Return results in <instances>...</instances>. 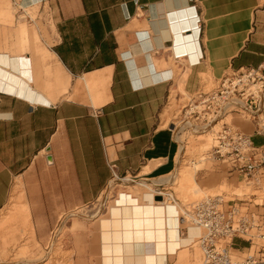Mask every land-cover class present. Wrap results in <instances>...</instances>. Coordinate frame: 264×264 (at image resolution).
Segmentation results:
<instances>
[{
    "label": "crops",
    "instance_id": "1",
    "mask_svg": "<svg viewBox=\"0 0 264 264\" xmlns=\"http://www.w3.org/2000/svg\"><path fill=\"white\" fill-rule=\"evenodd\" d=\"M11 1L31 18L38 8L53 41L33 42L23 23L14 36L25 54L0 45V211L24 189L46 250L31 264H188L200 230L150 189L80 212L92 213L115 179L169 184L180 152L165 125L170 96L264 65V0ZM256 239L233 248L258 253Z\"/></svg>",
    "mask_w": 264,
    "mask_h": 264
},
{
    "label": "rangeland",
    "instance_id": "2",
    "mask_svg": "<svg viewBox=\"0 0 264 264\" xmlns=\"http://www.w3.org/2000/svg\"><path fill=\"white\" fill-rule=\"evenodd\" d=\"M30 11L32 18L27 15V10L20 9L11 0H2L0 3V25L3 27L0 31L4 33L0 35V45L6 44L12 54H25L14 36L16 29L23 23L25 24L21 26L22 29L23 27L27 29L33 38V42L45 44L47 50H50L49 46L53 43L49 21L39 15L38 8ZM22 16L26 17L23 18ZM29 53L32 56L45 59L43 53L33 51H29ZM220 79L217 81L204 79L202 89L210 90L214 88ZM190 97V94L186 93L183 99H178L176 93L173 92L164 111L165 125L175 128L177 139L180 142L177 168L170 176L162 179L167 183L169 182L167 186H164L165 189L174 193L182 208H188L190 204L207 197H213L215 194H222L227 202L226 204L232 200L248 198L251 195H256L254 197L256 198L255 202L264 203V184L260 186L249 185L242 178L228 172L224 165L209 158L208 155L213 145L211 133L213 131L212 129H206L205 125L209 121L203 117V113H198L197 110L187 112L192 102ZM187 103L189 105L183 107ZM228 120L241 127L245 132L253 133L254 126L246 115H232ZM244 124H250V127L245 129ZM206 134L208 136L205 137ZM199 135L204 136L199 137ZM254 141L255 143L263 142L259 138H255ZM190 176L192 182L188 181ZM140 183L150 184L146 181L135 183L115 179L100 197V200L93 204L92 207L95 210L92 213L80 212V214L89 218L101 208L102 210L109 208L122 191L142 196L148 189L153 188L151 185L144 184L145 187ZM196 188L199 192H195ZM105 194L109 195L106 205H104ZM20 196L26 201L24 189L12 197L6 209L0 211V264H31L42 259L46 254V250L36 241L35 229L31 221H27L24 212L17 205L16 199H19ZM256 240L259 243H264L259 238ZM257 249L256 246L252 250L243 253L233 248L232 256L235 260L242 261L249 255L257 254ZM53 252L54 257L60 256L63 253L62 246L58 245ZM187 256L188 259L192 258L190 262L188 260V264H202L203 253L198 244L194 243L187 250Z\"/></svg>",
    "mask_w": 264,
    "mask_h": 264
},
{
    "label": "built area",
    "instance_id": "3",
    "mask_svg": "<svg viewBox=\"0 0 264 264\" xmlns=\"http://www.w3.org/2000/svg\"><path fill=\"white\" fill-rule=\"evenodd\" d=\"M190 96L191 104L183 107L189 105V113L195 110L203 113L209 121L206 129L213 131L210 159L218 161L228 172L249 185L264 184V145L256 144L253 137V133L264 136V65L232 71L223 76L214 88H201ZM236 114L249 117L254 126L253 133L245 132L231 119L228 120ZM123 181L139 183L135 179ZM154 189L155 197L161 196L162 201L166 198L173 202L178 200L162 185ZM255 196L228 201V204L224 196H213L192 203L188 208L183 207V221L188 227L200 230L195 243L202 250V264H264V245L257 254L242 261L232 256L236 238L253 244L256 238L264 237V203L255 202ZM108 199L109 195L105 194L104 205Z\"/></svg>",
    "mask_w": 264,
    "mask_h": 264
},
{
    "label": "bare ground",
    "instance_id": "4",
    "mask_svg": "<svg viewBox=\"0 0 264 264\" xmlns=\"http://www.w3.org/2000/svg\"><path fill=\"white\" fill-rule=\"evenodd\" d=\"M22 17L24 18L25 16H22ZM185 79H186V78H185ZM182 83H183V82H182ZM217 127H218V125L215 127V129H216ZM202 136H204V135H199V137H202ZM206 136H208V134H206L205 137H206ZM212 136H213V135H212ZM212 147H213V145H212ZM208 156H209V158H210V154H209ZM182 161H183V158H182ZM182 161H181V162H182ZM188 181H189V182H190V181L192 182V177H191V176L188 177ZM186 182H187V179H186ZM140 185H143V184H140ZM156 186H158V185H156ZM163 186H166V185H163ZM17 188H18V187H17ZM17 188H16V186L14 187V189H17ZM19 189H20V188H19ZM150 190H151V192H152L153 194L155 193V192H154V191H155L154 186H153V188H151ZM196 191L199 192V190H198L197 188L195 189V192H196ZM13 195H14V194H13ZM221 195H222V194H215V195H213V196H221ZM154 196H155V194H154ZM173 196L175 197V195H173ZM16 201H17V205L19 206L20 210H22V211L24 212V214H26V211H25L26 208H25V205L23 204V197L20 196L19 199H16ZM156 201H160V203H161V202H164V203H165V202H172V203H176V204H178V205L180 206V202H179L178 200L175 201V202H173V201L169 200L168 198H166L165 200L162 201V199L159 200V199H157V197H156ZM18 206H17V207H18ZM99 211H100V210H99ZM99 211H98V212H99ZM182 212H183V208H182V206H181L180 214H182ZM19 213H20V212H19ZM24 214H23V215H24ZM25 216H26V215H25ZM76 225H77V224L74 223L72 228L74 229V228L76 227Z\"/></svg>",
    "mask_w": 264,
    "mask_h": 264
},
{
    "label": "water",
    "instance_id": "5",
    "mask_svg": "<svg viewBox=\"0 0 264 264\" xmlns=\"http://www.w3.org/2000/svg\"><path fill=\"white\" fill-rule=\"evenodd\" d=\"M157 199L161 200V199H162V197H161V196H157Z\"/></svg>",
    "mask_w": 264,
    "mask_h": 264
}]
</instances>
